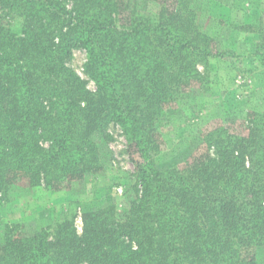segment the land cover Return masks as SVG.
Returning <instances> with one entry per match:
<instances>
[{"label":"trees","instance_id":"obj_1","mask_svg":"<svg viewBox=\"0 0 264 264\" xmlns=\"http://www.w3.org/2000/svg\"><path fill=\"white\" fill-rule=\"evenodd\" d=\"M131 1L0 0L20 19L18 33L0 26V264H264V109L205 131L184 167H156L155 119L203 80L214 37L199 0H162L154 16ZM74 48L94 91L66 64ZM109 122L141 159L123 214L82 206L81 234L69 218H7L18 183L55 192L101 169Z\"/></svg>","mask_w":264,"mask_h":264},{"label":"rangeland","instance_id":"obj_2","mask_svg":"<svg viewBox=\"0 0 264 264\" xmlns=\"http://www.w3.org/2000/svg\"><path fill=\"white\" fill-rule=\"evenodd\" d=\"M132 1L137 10L154 16L162 0ZM199 1L198 18L214 37L212 55L205 63H197L203 80L183 85L173 104L164 108V115L155 119L158 151L151 153V158L158 168L184 167L204 153L205 131L264 109V66L255 58L256 48H264V0ZM4 12L0 4V26L18 33L20 19L14 14L4 17ZM123 20L122 15L119 22ZM85 60V51L74 48L66 64L85 81L88 90L94 91V81L84 73ZM97 141L101 169L63 184L55 192L44 185L28 189L18 183L9 193L12 197L5 207L7 218L21 220L31 229L46 228L69 218L81 234L82 206L111 205L116 213L123 214L133 198L135 166L141 159L116 122H109L105 134L98 133ZM40 146L46 148L48 142L41 140Z\"/></svg>","mask_w":264,"mask_h":264}]
</instances>
